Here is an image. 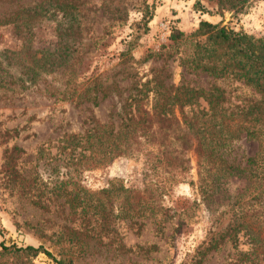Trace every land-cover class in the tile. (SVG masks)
<instances>
[{
  "label": "rangeland",
  "instance_id": "rangeland-1",
  "mask_svg": "<svg viewBox=\"0 0 264 264\" xmlns=\"http://www.w3.org/2000/svg\"><path fill=\"white\" fill-rule=\"evenodd\" d=\"M144 1L153 17L129 46ZM196 1L0 0V74H13L0 83V264H59L43 251L1 252L3 245L42 246L73 264H264V187L245 178L264 176V135L261 143L243 132L223 148L225 164L240 170L201 188L192 123L209 102L203 96L183 113L175 108L179 122L154 124L156 137L170 143L152 146L151 158L116 155L96 164L71 146L74 133L119 124L124 102H155L153 90L170 102L185 88L211 90L234 112L233 123L244 119L264 132L263 93L193 61L202 20L264 38V0ZM17 10L40 23L28 33L2 21ZM28 69L39 70L36 80L23 81ZM163 149L187 159L178 181L164 177L170 167L155 166Z\"/></svg>",
  "mask_w": 264,
  "mask_h": 264
},
{
  "label": "trees",
  "instance_id": "trees-1",
  "mask_svg": "<svg viewBox=\"0 0 264 264\" xmlns=\"http://www.w3.org/2000/svg\"><path fill=\"white\" fill-rule=\"evenodd\" d=\"M143 3L142 16L133 23L132 39L129 41V46H132V43L143 32L148 31V23L153 17V5H150L146 1ZM195 3L200 5L201 0H197ZM6 20H14L19 25H25V29L29 33L30 24L37 25L40 23L41 17L30 11L17 10L2 21ZM75 26L78 27L77 24ZM197 32L204 38L197 42V51L193 60L196 63V67H200L217 76L234 75L244 81L245 84L254 86L264 95V38L248 34L244 31L229 29L226 26L206 20L200 22ZM27 41L29 42V40ZM52 48V46L45 47L43 51L46 52L45 54L51 55L55 51L51 50ZM28 49H30V46H28ZM129 50L130 47L122 53V56L128 55ZM7 52L15 54L14 51L8 49L2 51L4 54ZM40 60L35 59L34 62H40ZM53 63H44V68L51 69L49 67ZM21 74L23 75L22 79L24 82L34 81L40 75L39 70L30 71V69ZM10 77H13V74L8 69V71L0 74V83L5 85L11 83L13 79ZM143 88L145 89L143 91L146 92L144 95L147 97L149 89L146 88V83L143 84ZM153 92L155 93V98L159 97V99H156L157 102H124L121 110L122 119L119 124L116 125L112 122L101 125L96 124L88 128L85 134L74 133L71 135V146L73 148L79 147L83 152L88 150L89 156H87V161H94L96 164L116 155H143L150 157L152 146L158 145V147L163 148L164 145L170 143L164 135L156 137V129H154V132L152 131V128L155 126L154 124H157L158 126L156 127L162 130L170 117L174 118L176 123L179 122L177 116L174 115L175 108L181 109V113H183L182 109L184 106H192L194 103L199 104V102L189 101L203 96L209 102H206V106L204 105L199 110V117L192 124H198L197 129L200 133L198 144L200 186L204 189L206 187L214 189L220 178L228 177L229 170L232 167L236 171L240 170L238 168L239 163L234 164L235 166L233 164H225L227 160L223 157V148L231 147L235 139L243 132H245L247 137L251 136V138H255L259 142H261L260 135H262L261 137L264 135L262 130L257 129L255 131L250 126H247L244 119H242L241 123H233L234 112L229 106L225 105V102L219 101L220 95L214 96L211 90L185 88L182 91V96L175 95V101L172 102L169 100V94H162L158 90H153ZM158 152L159 155H155L157 157L153 160L155 166L162 164L170 167V170H166L167 172L164 177L172 182L178 181L181 174L188 169L187 163L185 164L187 159L181 157V152L176 153V155L165 151V149ZM248 162L250 164L257 163L255 158L251 157L248 158ZM214 168L216 170L215 175L212 174ZM244 169L249 171L250 167H244ZM245 178L251 180L253 184H262L264 187V176L259 177L254 173H249L248 175L245 174ZM259 178L261 179L259 180ZM159 187L157 186L158 190ZM262 191L260 190L258 193ZM136 192H138L137 197L140 196L139 190ZM141 206L140 203L136 204L133 211H139ZM30 251L33 255L43 251L53 257L59 264H73L71 259L56 258L49 250H46L42 246L15 247L3 245L1 250L4 253Z\"/></svg>",
  "mask_w": 264,
  "mask_h": 264
}]
</instances>
